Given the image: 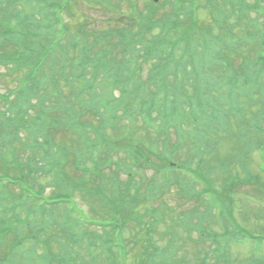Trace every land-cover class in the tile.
<instances>
[{
	"label": "trees",
	"instance_id": "trees-1",
	"mask_svg": "<svg viewBox=\"0 0 264 264\" xmlns=\"http://www.w3.org/2000/svg\"><path fill=\"white\" fill-rule=\"evenodd\" d=\"M30 1L35 5L33 16L0 13V65L10 67L9 71L20 69L26 76L25 92L17 96L21 108L12 115L0 111V264H49L50 259L58 260V249L61 255H74L71 245L76 255H81L80 250L85 248L79 245L86 237L83 264L99 263L100 252H103L104 264H177L173 257L177 258L183 245H178L179 232L175 229H188L198 223L193 222L191 209L177 214L175 201L169 199L166 191L173 184L165 178V170L172 162L183 163L189 169L195 164L193 173L206 177L207 184L199 190L194 189L193 183L178 181V201H183L180 208L192 197L201 198L206 194L210 211L214 206H222L224 201H231L223 198L227 195L217 188L220 180L214 177L218 175L216 165L206 156L205 148L213 135L220 136L216 133L219 127L231 119L224 108L227 102H231L235 112L247 116L252 114L254 106H257L255 113L264 114L263 97L258 100L264 91V0H160L157 3L111 0L116 5H109L107 0ZM137 1L145 3L144 9L138 14L139 10L126 14L123 5L133 6ZM81 3L109 11L106 13H110V21L122 15L121 19L130 16L134 23L124 25L113 21L108 34L101 28L91 27L95 18L88 14L75 19ZM202 7L222 32L221 39L230 33L232 37L237 36L234 40L257 43L259 49L246 51L239 48L243 46H238L239 41H234L236 46L229 52L237 56L232 57L224 51V46L217 45L219 42L211 30L202 28L203 12L199 13ZM70 17L74 19L68 20ZM239 27L243 39L238 33ZM191 28L198 37L189 34ZM117 29H124L119 38H116ZM99 31L106 33L110 46L101 43L103 39L99 36L103 35ZM146 33L156 34L148 40ZM231 57L235 64L237 58L240 60L239 75L225 72L219 80L209 78L208 64L212 62L216 68L217 62H222L230 67ZM142 61V67L153 63L150 79L159 78L160 83L135 82L137 77L130 71ZM92 67L100 68L97 74L89 73ZM110 67L119 71L114 81L100 77L103 69ZM68 69L73 75L66 73ZM64 78L73 79L70 90H80L74 94L85 104L89 101L87 112L92 117L77 112L68 100L62 90ZM121 82H130L122 95H135L139 101L138 105L131 100L121 104L125 113L130 109L136 120L124 126L120 125V117L125 113L120 116L112 111L116 106L114 89ZM89 84L103 87L97 90ZM91 90L94 92L87 100ZM138 128L149 133L145 134L146 139L138 138L141 134L137 137ZM23 131L26 137L21 136ZM54 131L58 133L53 138ZM41 132L47 137L41 138ZM58 135H66L68 141H58ZM120 141L135 154L136 161L145 157L153 165L158 161L156 167L162 173V180L156 185L149 183L145 191H139L137 185L128 193L136 185L134 180L123 187L126 183L118 179L117 173L103 172L111 164L120 169L122 164L115 157ZM70 163L73 170L81 172L79 177L69 167L64 173L62 166ZM47 175L51 176V183L61 188L48 199L49 203L38 200L43 196L41 186L34 189V184H39V179ZM11 185L16 188L13 190ZM109 188L115 195L105 196V204L95 209L104 213L113 210L112 215L118 214V217L107 221L92 218L86 224L76 218L75 206L71 204L67 205L69 209L64 218L54 223L61 234H51L49 239L42 235V226H51L57 218L53 209L60 208L59 203H69L78 192L94 201L95 195H104ZM77 209L83 212L79 205ZM128 219L138 235L130 243L125 242L123 233ZM100 229H104L103 237ZM206 230L207 237L217 244L212 252L218 260L230 264L232 255L227 245L233 238L232 232L227 229L225 233H218L209 231V227ZM165 231L171 233V238L160 249L158 242L166 238ZM118 233L122 257L118 256L120 250L115 246ZM259 251L253 254L251 259L256 261L251 260V264H264V255Z\"/></svg>",
	"mask_w": 264,
	"mask_h": 264
},
{
	"label": "rangeland",
	"instance_id": "rangeland-1",
	"mask_svg": "<svg viewBox=\"0 0 264 264\" xmlns=\"http://www.w3.org/2000/svg\"><path fill=\"white\" fill-rule=\"evenodd\" d=\"M114 2H119V0H113ZM109 5H116L115 3H113L111 0H107ZM200 2H202V0H200ZM118 5L122 6V3H119ZM125 10H126V14H130L132 12V10H139L136 14H138L139 12H141L144 7H145V3L140 1V2H136L133 6H129L128 4H124L123 5ZM98 7H87V5H84L83 3H81V8L77 9L76 12V18L78 19L80 17H82V15H87L89 17L95 18V21L92 23L91 27L93 28H97L99 29L101 26V24L104 21H107L110 17V13L107 14L104 11H101L100 9H97ZM109 9V7H108ZM106 12H109L106 10ZM203 12V17H200V22L202 25L203 29H208L211 30L213 32L214 37H216L217 39H215L216 41H218L219 43L217 44L218 46H226V45H231V44H235L234 41H239V39L237 38L236 40H234L235 37H232L230 35V33L225 34V38L221 39L220 38V34L222 33L219 28L216 27V24H212V20L211 17L209 15H207L208 11H206L203 7L199 9V13L202 15ZM135 14V15H136ZM118 19H120V16H117ZM134 18V17H133ZM124 22L127 23H131L133 22V19H130V17H124ZM80 23V21H78L76 23V26H78ZM102 28V27H101ZM241 28H238V33L240 35V37L243 39V31L240 30ZM197 33H194V35H196ZM219 36V37H218ZM223 38V36H222ZM148 40H152L151 36L147 37ZM209 40L214 43L212 40V38L209 35ZM214 40V41H215ZM223 43V44H222ZM243 43V44H242ZM215 44V43H214ZM243 45V46H240ZM238 46H240V49H244L246 51H256L257 49H259L258 44L254 43V44H250L248 42H243V40H240L238 43ZM114 47V45L112 46ZM111 47V48H112ZM233 47V46H231ZM113 50H115V48H112ZM234 57V56H233ZM238 60L236 61V64H240V60L239 58H237ZM207 66H210L208 68V73H209V78L211 79H220L224 76V74H226L225 72H227L228 70L223 67L221 65L220 62H217V66L216 68L213 67L212 62L210 64H208ZM149 68V66L147 67ZM237 74L239 75V73L237 72ZM15 86V80H14V75L12 76V79L6 74L4 73V71L0 72V89L4 92L6 90L12 89ZM130 100L133 104L138 105L139 101L138 99L135 97V95L130 97ZM92 117V116H91ZM90 117V118H91ZM90 118H86L91 120ZM128 119H134V117L131 115V111L130 109L128 110V113H125V118H122L120 120V125H130V121ZM136 123V120H133ZM142 129H136L137 132V137L138 134H141L138 138H144L145 134L143 132H140ZM149 134V133H147ZM68 137L65 136H61L58 135L57 136V140L58 141H68L67 140ZM229 137L226 135V138L220 140V142H215L213 143V141H211L209 139V146L210 149L213 150V152L216 154V156H222V155H228L231 151V148L233 147H237L240 148L242 143H238L236 141V138L233 139V141H229ZM121 144H124L120 141ZM230 143V149L229 150H225V148L229 145ZM118 149V148H117ZM115 155H121L124 158H129L127 152L125 151V149H121L119 150V153H115ZM117 157V156H115ZM259 156L257 154L254 155V158L252 160V155H251V159L249 160V165L252 167L250 170L251 174H259V172H261V169L259 168ZM156 166H159L158 161L157 164L153 165L150 163L149 159L147 157H145L144 160H137L135 161V163L132 165V168H127V170H130L129 173H126L123 170H119L116 166L114 165H108L105 167L104 170H102L103 172H107V173H111V172H115L118 174V179L121 180V182L126 183L127 182V178L129 179L130 177L135 181V186H132L129 190L128 193H132L133 192V188L136 187L137 185L140 186L139 191H145L147 185L149 183H147L148 181L152 180L157 182V179H160V177H158V171L156 170ZM69 167L70 171H75L73 170V168H71V163L67 164V165H63L62 168L64 170V173L66 172V168ZM246 164H240L239 166H237L231 171L230 170H226L223 174H221V176L217 179H219L220 181H217V188H220L223 194L228 195L227 196H221L223 198H229L231 200L230 204L228 205L230 210H231V214H233V218L229 217V219H226V221L229 223L228 225V229L231 230L234 226H239L242 228H246V232H245V239L247 236L249 235H261V231L264 230V194L263 191L260 190L257 186H255L250 180H248V177L246 176ZM77 171V170H76ZM75 171V175L76 176H80L81 172L80 171ZM220 173V171H218ZM180 177H183L185 174L184 172H178ZM264 178V177H263ZM224 180H230L231 182V188H225L224 187ZM193 187L195 189L198 188V190L200 189V181H196L193 180ZM153 183V182H150ZM64 184H66V182H64ZM38 185L42 187V193L48 198L50 196H52L53 194L56 193V191L58 189H61L59 186L51 183V176L47 175L45 177H41L39 179V184H34V189L35 191L38 190ZM127 185H124L123 187H126ZM13 190L16 188L15 185H11L10 186ZM111 187V186H110ZM202 192H204V190L202 189ZM201 192V193H202ZM127 193V194H128ZM200 193V191H199ZM76 196L75 199L78 202V205L83 209V213H85L86 217L90 220L92 218H102L104 221L107 220H112L115 217H118L117 215H112V212L110 210H108L106 213L104 212H97L96 211V207H99L105 203H103V200L105 198V196L107 195H114L115 193L110 192V188L108 190L105 191L104 195H95V197H93L95 200H91L90 197L86 196V194H81V193H74ZM144 196V193L142 192V194ZM175 197V195H174ZM208 196L204 195L201 198L194 196L191 198V200L185 201V205L183 208L179 207V204L182 203V200H179L178 202L175 203L176 206V211L177 214L180 213L181 210L183 209H191L193 211V219L196 220L197 216L195 215L197 212L200 211H206L208 210V214L207 215H211L212 218H215L214 215V210L210 213L209 209H208V205H207V199ZM175 200V199H174ZM156 204V203H153ZM67 205L63 204L60 205V208H56L54 207L53 211L56 212L57 218L55 220H53L52 225L50 226V228L48 229V239L50 238L51 234H56V232L60 233V231L54 226L55 222H59L61 221L64 216L68 213V209H67ZM151 206V205H149ZM138 211H141V209H139ZM72 212V211H70ZM205 212V213H206ZM75 216H76V212H74ZM72 215V214H71ZM206 215V216H207ZM173 216H175L174 212H173ZM203 216V219L206 217ZM73 218H75L72 215ZM115 221V220H114ZM119 221V220H118ZM208 226L211 228L212 231L214 232H218L221 233L224 230L223 225L220 222H208L205 223V227ZM203 227V226H202ZM87 228V226L85 227ZM162 229H164L165 227H162ZM45 229V228H44ZM91 229V228H90ZM88 230V228H87ZM179 232V238L177 240V243L179 246L183 245V247L181 248V250L179 251L177 257H181L182 254L186 255V257L182 258V259H186L189 260L190 264H214L215 263V259H216V255L214 254V252H212V248L215 247V243L209 239L205 233H202L200 230L198 229H192L191 233L182 230L180 228L175 229V231ZM221 230V231H220ZM89 231V230H88ZM101 234L100 237H103L104 234V229H100ZM165 235L166 238L164 240H158V246L160 249L164 248L166 246V242L167 240H169L171 238V233L165 231ZM205 232V231H204ZM124 233V238H125V242L128 241V243L132 242V239H134L137 235V233L133 230V228L129 225V219L126 221V228L123 230ZM61 234V233H60ZM262 237V235H261ZM87 241V237L85 239V242L82 244H77L79 246H82L86 249V247L84 246L85 243ZM264 242H262V246L260 248V252L264 255ZM102 246V244H101ZM255 243L252 242H246V241H242V243H236L233 242L231 244V247L229 249L230 254L232 255V258L234 260V264H249V262L252 261H256L251 259L253 254L255 255ZM130 247V246H128ZM69 248L74 252V255L71 256L70 260H74V259H78L80 261H82L81 259H79L76 255V250L74 248L73 245L69 246ZM103 249V247H102ZM85 250L81 249L80 250V254L82 257V254H85ZM87 253V252H86ZM98 255V259H100L99 263L96 264H101L104 262L103 260V252H100ZM57 256H61L60 254V249H58L57 252ZM131 258V257H130ZM87 260V259H86ZM51 261H59V260H51ZM51 261L49 262V264H51ZM104 264V263H103ZM224 264V263H221Z\"/></svg>",
	"mask_w": 264,
	"mask_h": 264
}]
</instances>
